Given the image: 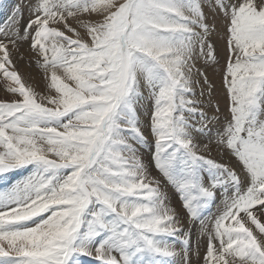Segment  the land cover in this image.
<instances>
[{
	"label": "snow or ice",
	"instance_id": "6c2138e0",
	"mask_svg": "<svg viewBox=\"0 0 264 264\" xmlns=\"http://www.w3.org/2000/svg\"><path fill=\"white\" fill-rule=\"evenodd\" d=\"M205 6L224 20L226 123L205 109L206 71L219 64ZM24 43L55 91L47 104L10 57ZM0 53L14 96L0 102V176L31 168L0 189V264H192L182 210L208 235L203 264H264V236L246 226L264 234V0H29L0 27ZM145 99L167 185L140 156ZM211 126L234 164L202 154L194 134L211 144Z\"/></svg>",
	"mask_w": 264,
	"mask_h": 264
},
{
	"label": "rangeland",
	"instance_id": "374dc122",
	"mask_svg": "<svg viewBox=\"0 0 264 264\" xmlns=\"http://www.w3.org/2000/svg\"><path fill=\"white\" fill-rule=\"evenodd\" d=\"M1 2H4L3 0H0ZM18 1V2H17ZM1 2H0V9L1 10H5L6 12H9L11 10L12 7L16 8L17 5H22V2L23 0H11V4L3 7L1 6ZM119 2H123V0H119ZM16 3V5H15ZM26 3V2H25ZM27 4V3H26ZM6 8V9H5ZM13 8V10H14ZM9 9V10H7ZM207 10V11H206ZM203 11L205 12V14L208 16L209 18V23H210V26H213L215 28V34L211 35L210 37V41H212V44H214L215 46V51H216V58L219 60V64L221 63V59H223L224 63H222V66L220 67L219 64H215V63H212V62H209V66L207 68V71H206V75L208 76H211V75H215L216 76V79L219 81V83L217 84L218 87L219 85H221L222 87H224L223 85V68H226V64H227V49H226V46H225V41L223 39V31H224V20L222 18V16H218V17H213V10L210 9L209 7L205 6L203 8ZM6 12H3L4 14H6ZM12 11H10V14H11ZM28 16V17H27ZM29 12L28 10L26 11V9L24 8L23 10V20L20 21V28L22 29L24 27V25L27 23V21L29 20ZM93 16L95 17L96 14H93ZM213 18V19H212ZM4 20L6 22V19H0V27H2L4 25ZM25 20V21H24ZM216 23V24H215ZM215 25V26H214ZM222 27V28H220ZM61 30L62 31H65V34L66 35H71L70 33H67V31L65 29H63L62 26H60ZM218 31V34L217 32ZM221 33V35H220ZM216 36V37H215ZM75 38V37H73ZM216 41H215V40ZM223 39V40H222ZM224 44H223V43ZM26 43L22 44L19 48V52L14 49H12L11 45H9V50H10V57H12V61H13V64L15 66V69L17 70L18 74L21 76V80L22 82L25 84L26 87H32L36 92H37V99H38V102H43L45 104H47V100H41V97H47L49 94L51 95H55V91L54 89H50L48 87V81L45 79V74L44 72L36 65V62L34 61L33 62V58L35 60V57L33 55V53L31 52V49L30 48V45ZM218 44V45H217ZM220 45V46H219ZM224 47V48H223ZM217 48V49H216ZM27 49V50H26ZM29 49V50H28ZM219 50H223L222 53H219L218 51ZM27 51H29L30 53V58L27 59ZM18 54V55H17ZM3 54L0 53V56H2ZM32 55V56H31ZM219 55V56H218ZM22 57V59H21ZM32 57V59H31ZM25 58V59H24ZM21 59V60H20ZM226 61H225V60ZM29 62H27V61ZM16 61V62H15ZM23 61V62H22ZM26 61V62H25ZM32 64H31V63ZM28 63V64H26ZM200 63V64H199ZM204 63H205V58L204 57H201L200 61L197 63V67L200 68L201 71H205V68H204ZM211 63V64H210ZM26 64V65H25ZM213 64L215 65L216 68H218V70L213 66ZM22 65L25 66V68L23 67L22 68ZM217 65V66H216ZM30 66V67H29ZM219 66V67H218ZM34 67V69L32 68ZM212 67V68H211ZM28 68V69H26ZM32 68V69H31ZM214 68V69H213ZM24 69V70H22ZM31 71H30V70ZM19 70V71H18ZM26 70V71H25ZM209 70V71H208ZM30 71V72H29ZM34 72V73H33ZM213 72V73H212ZM42 74V75H41ZM30 75V76H28ZM25 77V78H24ZM37 78V79H36ZM45 80V81H44ZM208 85H205L207 86L208 90L205 91V98L207 99L208 97H211L212 99V106L216 105V107H214L215 109H217V106L218 108L221 110V108L223 109V112H220V113H214L215 111L212 109V106L209 108V106L207 104H205V109L207 110L208 114L211 115V118L213 120H215L217 117H219L221 123H226L224 121V117H225V108H223V106L221 104H218L217 101L218 98L216 96V91H215V84L213 83V81L210 79V77H208ZM203 81V78H201V82ZM8 81H5L3 79V76L2 74H0V102H12V100L14 99L13 97V94L9 93L7 91V85H8ZM34 83V84H33ZM197 93L200 92L199 88L196 89ZM224 94L226 95V92H225V89L223 90ZM199 94V93H198ZM214 94V95H213ZM145 96H147V93L145 92L144 93ZM214 97V98H213ZM215 99V100H213ZM9 100V101H8ZM215 102V104H214ZM227 103H229L226 99L224 100V104L226 105ZM143 105H139V110H138V118L140 120V127H141V131L144 133V135L147 137V135L150 136V140L152 142H149L148 144H143V145H140L139 148H140V156H141V159L145 165V167L147 168L148 170V173H149V177L150 178H155V179H158L161 181V184H164V185H167V182L164 180V178L161 176V174L158 172V170L155 168V165H154V162H153V153L155 151V148H154V144H155V141H154V137L151 135V132H150V121H151V114H152V104L153 102L150 100V99H145L143 102H142ZM148 104V105H147ZM48 106H51V105H48ZM219 110V111H220ZM211 113V114H210ZM214 115V117H213ZM148 120V121H147ZM147 121L146 124H144V122ZM143 122V123H142ZM145 126V127H144ZM213 127V128H212ZM216 126H211V128L213 130H215ZM205 133V132H203ZM147 134V135H146ZM213 134H216L215 137L217 136V133H216V130H215V133L213 131ZM207 136V135H206ZM215 137L213 138V142L211 144H209V140H205V144L203 145H199L200 149H201V152L202 154H204L205 156H207L208 158H211V159H214L216 160L217 162L219 163H226L227 164H234L235 163V160L234 158L230 157L229 154L225 151H222L220 148H218L216 146V143H215ZM150 144V145H149ZM208 145V148L205 149L204 148V145ZM213 147V148H212ZM145 148V149H144ZM143 155V156H142ZM211 155V156H210ZM214 155V157H213ZM216 156V158H215ZM219 156V157H218ZM143 157V158H142ZM213 157V158H212ZM218 157V158H217ZM229 157V158H228ZM148 160V161H146ZM221 160V161H220ZM31 173V168L29 167L27 170H24V169H20V170H16L14 172H11V173H8L6 176H0V189H3V188H6V187H10L13 183H15L16 181L30 175ZM158 175V176H157ZM206 176V174H205ZM165 191L168 193L169 197L171 195V197L169 198L170 199V202H171V206L176 208V209H181V202L179 200V197L178 195L175 193V190L170 186L168 185L166 188H165ZM175 198H174V197ZM177 201V202H176ZM175 204V205H174ZM212 206H215L216 205H211L210 208ZM180 207V208H179ZM222 208V204L221 206L219 205L218 209ZM208 211L206 210L205 211V216L207 215ZM255 214V213H254ZM244 214L242 213L241 216H243ZM257 218L258 221L262 224H264L263 220H264V217H260V214H257ZM181 217H182V220H183V224L185 226V229L187 231H189L191 233V255H195L197 256V261L195 262V264H203V254L204 255L206 254V247H207V243H204L206 242V237H205V233H201L200 231V228L198 231H195L194 230V227L196 226H200L199 224V220H197L195 222V224H193L192 221H190L189 219H187L188 217L186 216V213L182 210L181 211ZM184 217V218H183ZM263 218V219H262ZM261 219V220H260ZM210 220L207 218V222H208V225H210ZM191 224V225H190ZM193 224V225H192ZM246 226H249L252 228L253 230V233L254 235L257 236L258 239H260L262 236H264V234H261L262 236H258L257 234L259 233L258 230L255 228V225H252L251 222H247L246 223ZM193 227V228H192ZM255 229H254V228ZM191 228V229H190ZM190 229V230H189ZM257 233V234H256ZM260 235V233H259ZM205 237V238H204ZM198 239V240H196ZM201 241V243H200ZM208 241V240H207ZM197 242V243H196ZM193 243V244H192ZM203 244H206L205 246ZM202 246V247H201ZM217 246H218V242H217ZM201 247V248H200ZM199 248L201 250H199ZM198 249V255L196 253V251L194 250ZM193 250L195 253H193ZM115 254V253H114ZM200 255V256H199ZM201 258V259H199ZM82 264H99V262H96V261H93L92 258H89V257H82ZM199 261V262H198ZM201 261V262H200ZM192 264H194L192 262Z\"/></svg>",
	"mask_w": 264,
	"mask_h": 264
},
{
	"label": "bare ground",
	"instance_id": "6f19581e",
	"mask_svg": "<svg viewBox=\"0 0 264 264\" xmlns=\"http://www.w3.org/2000/svg\"><path fill=\"white\" fill-rule=\"evenodd\" d=\"M4 2H1V6H3V7H5V6H7V5H9V4H11V0H3ZM21 1V0H20ZM18 2V1H17ZM28 4V2H29V0H23V2H22V5H27L26 3ZM15 5H16V3H15ZM8 7V6H7ZM13 8L14 7H12L11 8V10L10 11H12L11 12V14H10V11L9 12H6L5 10H1L0 9V19H6V22H5V20H4V24H6L7 22H8V18L13 14ZM6 9V8H5ZM15 9V8H14ZM25 9H26V11H27V8L25 7ZM7 10H9V9H7ZM207 11V10H206ZM3 12H6V14H4ZM28 17V16H27ZM30 17V16H29ZM19 18V17H18ZM24 19V18H23ZM213 19V18H212ZM25 21V20H24ZM210 21V20H209ZM2 23V22H1ZM1 23H0V25H1ZM216 24V23H215ZM215 26V25H214ZM220 28H222V27H220ZM223 28H224V26H223ZM217 32V34H218V31H216ZM220 35H221V33H220ZM222 36V35H221ZM216 37V36H215ZM215 40V39H214ZM223 40V39H222ZM216 41V40H215ZM209 42L210 43H212V41H210L209 40ZM223 43V42H222ZM29 44V43H28ZM27 44V45H28ZM224 44V43H223ZM25 45H26V43H25ZM218 45V44H217ZM220 46V45H219ZM225 46H226V42H225ZM224 48V47H223ZM30 49V48H29ZM28 49V50H29ZM217 49V48H216ZM227 49V48H226ZM27 50V49H26ZM16 51V50H15ZM222 51L223 50H219L218 52L219 53H222ZM19 52V51H18ZM227 52V51H226ZM27 54H28V56H27V59L28 58H30L29 56H30V54H32V53H30L29 51H27ZM216 54V51H215V53H214V55ZM18 55V54H17ZM32 56V55H31ZM219 56V55H218ZM228 56V55H227ZM12 58V57H11ZM21 59H22V57H21ZM20 59V60H21ZM25 59V58H24ZM31 59H32V57H31ZM225 60V59H224ZM27 61V60H26ZM25 61V62H26ZM35 60H34V58H33V62H34ZM226 61V60H225ZM16 62V61H15ZM23 62V61H22ZM28 62V61H27ZM227 62V61H226ZM29 63V62H28ZM28 63H26V64H28ZM31 63V62H30ZM222 63H224V61H223V59H221V65H220V67L222 66ZM25 64V65H26ZM32 64V63H31ZM200 64V63H199ZM205 64V63H204ZM211 64V63H210ZM213 66L215 67V65L213 64ZM217 66V65H216ZM25 68V66L24 65H22V68ZM30 67V66H29ZM219 67V66H218ZM33 69H34V67H32ZM31 68V69H32ZM212 68V67H211ZM216 68V67H215ZM26 69H28V68H26ZM214 69V68H213ZM217 70H218V68H216ZM223 69H225V68H223ZM22 70H24V69H22ZM30 70V69H29ZM19 71V70H18ZM26 71V70H25ZM31 71V70H30ZM29 71V72H30ZM209 71V70H208ZM34 73V72H33ZM213 73V72H212ZM42 75V74H41ZM223 75V74H222ZM28 76H30V75H28ZM207 77H210V79L213 81V83L215 84V91H216V96H217V98H218V100L219 101H217L218 102V104H221L222 106H223V108H225V114L226 115H228L229 113H228V103L225 105L224 104V100L226 99V95L223 93L224 91V87H222L221 85H219V87H218V83H219V81L216 79V76L215 75H211V76H207ZM25 78V77H24ZM37 79V78H36ZM45 81V80H44ZM203 82V81H202ZM208 82H209V80H208ZM218 82V83H217ZM210 83V82H209ZM34 84V83H33ZM206 85H208V83L206 84ZM205 87V91H207L208 90V88H207V86H204ZM200 90V89H199ZM199 93V92H198ZM197 93V94H198ZM206 94V93H205ZM214 95V94H213ZM14 97V96H13ZM214 98V97H213ZM46 100V99H45ZM213 100H215V99H213ZM9 101V100H8ZM214 104H215V102H214ZM140 105H143L142 103L140 104ZM148 105V104H147ZM212 106V105H211ZM214 106V105H213ZM212 106V109L215 111L214 113L216 114V113H220V112H223V109L221 108V110L219 111V112H216V109L214 108V107H216V105L213 107ZM217 108H218V106H217ZM224 113V112H223ZM211 114V113H210ZM221 114V113H220ZM209 115V114H208ZM210 117L212 116V114L211 115H209ZM213 117H214V115H213ZM148 121V120H147ZM147 121H143L144 122V124H146L147 123ZM142 122V123H143ZM145 127V126H144ZM217 127V126H216ZM215 127V128H216ZM213 128V127H212ZM216 130V129H215ZM215 130H213L212 129V132H211V136L214 138L215 137V135L216 134H213V131H214V133H215ZM147 135V134H146ZM195 135V142L198 144V145H203V144H205L206 142H205V140H209L208 138H209V132L208 131H205V133H202V134H194ZM207 135V136H206ZM147 140H148V143L149 142H151V140H150V136L149 135H147ZM215 140V139H214ZM147 143V144H148ZM151 144H152V142H151ZM150 145V144H149ZM213 148V147H212ZM145 149V148H144ZM143 156V155H142ZM211 156V155H210ZM213 157H214V155H213ZM212 157V158H213ZM219 157V156H218ZM217 157V158H218ZM143 158V157H142ZM215 158H216V156H215ZM229 158V157H228ZM146 161H148V160H146ZM221 161V160H220ZM223 163V162H222ZM227 163V162H226ZM158 176V175H157ZM169 193V192H168ZM170 197H171V195H170ZM169 197V198H170ZM174 197V196H173ZM175 198V197H174ZM177 202V201H176ZM175 205V204H174ZM216 207L215 206H212L211 208H209L207 211V215L205 216L206 218H208L210 221V225H209V230H211V227H212V223L214 222V219L216 218V216H218L219 215V210H218V207H219V205L221 206V201L218 199L217 201H216ZM177 208V207H176ZM180 208V207H179ZM255 215H256V213H255ZM187 216V215H186ZM260 217H264V215H260ZM184 218V217H183ZM258 218V217H257ZM188 219V218H187ZM259 219V218H258ZM263 219V218H262ZM261 220V219H260ZM264 221V220H263ZM262 223V222H261ZM264 223V222H263ZM191 225V224H190ZM193 225V224H192ZM200 225V224H199ZM193 228V227H192ZM199 228H200V226L198 227V226H196V227H194V230L195 231H198L199 230ZM254 228V227H253ZM191 229V228H190ZM189 229V230H190ZM255 229V228H254ZM255 233V232H254ZM257 234V233H256ZM258 236H262L261 234L259 235V233L257 234ZM205 237H206V242H204V243H207V240H208V235L205 233ZM204 237V238H205ZM192 239V238H191ZM196 240H198V239H196ZM218 242V241H217ZM216 242V243H217ZM197 243V242H196ZM200 243H201V241H200ZM193 244V243H192ZM204 246L206 245V244H203ZM202 247V246H201ZM200 247V248H201ZM199 248V250H201ZM207 248V247H206ZM192 249V248H191ZM195 251H196V249H194ZM194 250H193V253H195L194 252ZM206 250V249H205ZM192 252V251H191ZM196 253H197V255H198V249H197V251H196ZM203 254V256H204V253H202ZM191 255V254H190ZM200 256V255H199ZM199 259H201V258H199ZM191 260H192V262L195 264V262L197 261V256H193V255H191ZM94 261V260H93ZM199 262V261H198ZM201 262V261H200ZM201 264V263H200Z\"/></svg>",
	"mask_w": 264,
	"mask_h": 264
}]
</instances>
